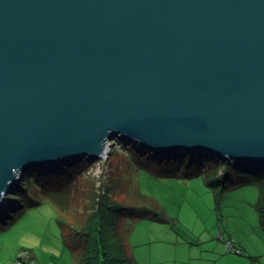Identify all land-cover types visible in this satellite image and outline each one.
<instances>
[{
    "label": "water",
    "instance_id": "water-1",
    "mask_svg": "<svg viewBox=\"0 0 264 264\" xmlns=\"http://www.w3.org/2000/svg\"><path fill=\"white\" fill-rule=\"evenodd\" d=\"M117 138L264 170V0H0V209Z\"/></svg>",
    "mask_w": 264,
    "mask_h": 264
},
{
    "label": "rangeland",
    "instance_id": "rangeland-1",
    "mask_svg": "<svg viewBox=\"0 0 264 264\" xmlns=\"http://www.w3.org/2000/svg\"><path fill=\"white\" fill-rule=\"evenodd\" d=\"M110 143L106 159L71 162L78 168L68 172L66 178H74L63 193L70 212L40 187L33 197L38 204L0 221V264H81L75 231L86 226L97 196L108 190L110 199L121 205V228L132 226L127 242L136 264H264V230L256 208L259 189L239 184L243 173L234 172L238 183L224 189L212 173L189 177L187 167L146 159L131 143ZM12 194L5 208L17 202Z\"/></svg>",
    "mask_w": 264,
    "mask_h": 264
},
{
    "label": "trees",
    "instance_id": "trees-1",
    "mask_svg": "<svg viewBox=\"0 0 264 264\" xmlns=\"http://www.w3.org/2000/svg\"><path fill=\"white\" fill-rule=\"evenodd\" d=\"M115 141L126 143L121 138H117ZM133 148L135 153L146 159H155L156 162L166 160L176 166L187 167L189 170L186 176L189 177L199 175L205 171H207L206 173H212L215 182L222 185L224 189H229L238 182L239 184L252 183L257 185L259 198L256 208L260 217L261 227L264 230V170H251L246 168V165H235L234 161L219 160L207 154L198 155L192 152H178L165 157L161 154H154L153 151L149 152L136 144H133ZM67 168L70 171L66 172ZM77 168V164L69 163L53 170L35 168L28 171L20 187L11 195L14 199L16 198L13 195L18 196L17 202H13L16 203V206L10 207L11 204L13 205L11 202L6 208L0 209V221L13 218L7 215L12 214L15 210L25 208L26 205L32 206L33 204H38L39 201H36L33 197L37 195V190L40 187L46 194H51L52 199L56 201L55 203L62 210L67 213L70 212V204L66 203L67 194L63 195V193L69 190L70 179L74 178L71 175L66 178L68 172H72V170L76 171ZM234 172L244 174L237 183L233 181ZM42 175L45 176L44 181L41 180ZM65 179H69V181H64ZM49 180H57L60 183L57 184V187L51 184ZM109 196V190L97 196L95 211L91 219H89V222L83 229L75 231V235H77L81 243V264H136L129 254L127 242V236L130 235L132 226L121 228L119 215L121 205L118 201H112ZM27 198L31 201L30 203Z\"/></svg>",
    "mask_w": 264,
    "mask_h": 264
},
{
    "label": "built area",
    "instance_id": "built-area-1",
    "mask_svg": "<svg viewBox=\"0 0 264 264\" xmlns=\"http://www.w3.org/2000/svg\"><path fill=\"white\" fill-rule=\"evenodd\" d=\"M228 245L229 247L232 249V250H235V247H234V243L232 241H229L228 242ZM238 251V250H237ZM18 264H22L21 262H18Z\"/></svg>",
    "mask_w": 264,
    "mask_h": 264
},
{
    "label": "crops",
    "instance_id": "crops-1",
    "mask_svg": "<svg viewBox=\"0 0 264 264\" xmlns=\"http://www.w3.org/2000/svg\"><path fill=\"white\" fill-rule=\"evenodd\" d=\"M229 242V241H228ZM229 246V245H228Z\"/></svg>",
    "mask_w": 264,
    "mask_h": 264
}]
</instances>
